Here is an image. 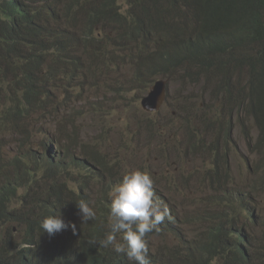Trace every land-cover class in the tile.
I'll use <instances>...</instances> for the list:
<instances>
[{
  "label": "clouds",
  "instance_id": "obj_1",
  "mask_svg": "<svg viewBox=\"0 0 264 264\" xmlns=\"http://www.w3.org/2000/svg\"><path fill=\"white\" fill-rule=\"evenodd\" d=\"M125 9L124 6L123 11ZM68 21L71 25L68 32L71 34L70 36L77 35L78 43L84 35L89 37L97 30L94 24L86 20L72 21L69 19ZM87 25L89 35L85 33ZM91 28H93L92 31ZM102 35H107V33L104 31L99 37ZM194 36L191 37L179 31L177 34L169 35L168 45L151 47L147 53L146 48L145 52H142V47H139L137 43H130L134 46L125 57H116L107 65H100L101 60L93 57L95 68L84 70V75L88 74L97 84L99 77H119L120 70L124 65L133 64L136 76L134 81L143 79L148 81V86H145L148 94L141 103L146 113L157 112L159 105L165 103L167 82L160 79V76L168 75L169 77L178 70L184 75H194L195 73L189 70L188 65H191L196 72H208V75L202 80L203 89L201 92L204 91L210 78H220L222 84L220 88L224 89L225 95L232 97L228 98L226 114L229 118H235L236 125L235 128L231 127L227 130L225 136L227 142L231 145L234 141V132L239 131L244 142L249 145L252 144L254 138L255 146L248 153L249 160L244 161L246 172H232L231 160L226 158L221 163L219 160L210 172H200L199 176H203L210 182V190L215 196H218V198H212L211 205L216 203L217 206L221 205L225 209L227 205V215L232 213L234 208H238L239 214L236 219L234 216L232 217V225L239 229L242 227V232L244 231L246 236L253 240L254 238L249 235V232L264 229V215L260 216V212L264 214V118L260 117L264 112V102L252 99L251 95L260 91L264 92V67L255 68L251 65L249 57L252 50L238 49L242 55L241 59H238V65L245 68L248 84L241 90H237L230 83H224L227 78L233 80L235 69L238 68L234 63L237 61V58L233 56L235 50L230 51V55L226 59H221L217 54L218 47L212 45L213 42L218 43L220 38L208 32V49L205 52H200L198 60H193V57L188 54L190 47H184V44L194 39ZM1 38L0 33V41ZM73 50L75 51L76 48L73 47ZM174 51H182L185 54L180 56L173 67L169 64L165 65L166 53ZM232 59L234 61L230 66L224 67L225 69L221 68L220 61L227 63ZM8 61L9 57L0 56V73L12 71L16 75V67L9 66L10 62ZM49 64H51L50 68L43 67V71L38 70L36 76L44 77V87L41 85L39 92L45 91L48 99L55 97L56 107L44 110L41 120H37L32 115L36 108L25 100L22 92H25L26 88L24 90L20 84L22 89L20 93L19 87L15 88L14 77L0 75V134L6 133L10 141L17 146L16 154L9 162H3L0 159V190L15 189V194L11 196L8 204L11 203L10 208L16 213L14 215L23 224L29 225L23 215L36 207L32 202L26 201L25 197L29 195L32 199L49 198L53 190L58 188L65 193L68 199L76 203L78 211L71 217L73 221L68 220L64 214L44 217L40 222L44 235L62 241L65 238V229L71 227L75 232V222H80L82 227L83 224L89 223V220L101 215L110 226V231L98 243L105 248L111 246L117 254H123L132 264H150L147 235L159 231L158 226L168 219L169 211L173 213L175 223L178 224L187 221V215L184 212H179L178 209L174 212L171 204L172 197L157 196L161 186L158 179L148 172L132 169L124 173L121 172L120 164L117 165V169L107 166L110 161L106 156L102 157L101 152L103 153V147H111L107 141L109 132L105 131L99 134V143L96 141L88 143L83 140L79 131L82 123H78L79 118L75 117L78 115L77 112L68 109L67 105L66 107L57 105L64 102L59 101V95L70 88H64L67 75H63L61 70L52 63L45 65ZM82 77L78 79L80 85L72 87L81 86ZM21 83H24L23 76ZM217 88L219 87L217 86ZM225 89H228V94ZM111 90L112 88L105 87L106 93H110ZM214 92L215 89L211 88L206 92V96L210 95V100H212ZM145 100L146 104L144 105ZM114 111L112 109L109 115H112ZM128 125L127 121L125 126L128 127ZM1 136L0 145H2ZM139 140L138 142H141L140 138ZM211 148L215 153L219 152L216 145L212 143ZM184 153L189 155L191 150L186 148ZM100 164H103V167ZM57 167L68 168V172L48 174L47 171ZM106 169H109L110 175L104 180L105 184L99 183L100 187L90 188L87 192L81 188V185L76 191H72L61 184L62 180L69 181L72 175L81 178L85 172H90L99 176L100 172L98 171ZM37 172H42L40 182L34 180ZM28 183L38 185L37 188L35 187L34 194L25 189ZM106 183L108 186H105ZM104 188L109 189L107 194L104 193ZM22 189H24V193L20 194ZM225 197L227 198L225 199ZM51 202L55 204L53 200ZM210 206L205 205V208L199 213L205 212ZM240 208L242 212L241 224L238 219ZM55 213L58 214L59 211H55ZM206 215L207 213L204 214V216ZM222 218L225 219L226 215L219 216V219ZM214 219L215 217L209 215L205 218L210 226L219 224L215 223ZM67 222L71 224H67ZM14 228L16 229L17 226L14 225ZM17 233L22 236V233L18 231ZM118 234L120 240L117 239ZM93 243H97V241H93ZM163 243H165L164 248L167 245L171 252L177 247L178 240L169 235L165 236ZM167 254V252H164V255L161 254L158 264H162V260L166 259ZM177 263L176 260H169V264Z\"/></svg>",
  "mask_w": 264,
  "mask_h": 264
},
{
  "label": "trees",
  "instance_id": "obj_2",
  "mask_svg": "<svg viewBox=\"0 0 264 264\" xmlns=\"http://www.w3.org/2000/svg\"><path fill=\"white\" fill-rule=\"evenodd\" d=\"M115 1L118 0H0V56L9 57V66L17 62V73L22 71L24 80L22 88H26L22 93L25 100L36 108L32 115L37 120L43 118L44 110L56 107L55 97L48 99L45 91L39 92L41 85L44 87V77L36 76L38 70L51 67V64L45 65L51 63L47 60L48 54L53 53L52 64L67 75L65 89L80 85L78 79L85 73L78 70L80 65L76 55L65 60L53 52V49L56 51L78 45L77 38L68 32L71 26L69 19L86 20L95 26L103 19L108 20L105 25L117 31L115 34L122 41L126 39L129 43H137L142 47V52L154 38L155 30L164 37L179 31L191 37L195 35L194 39L184 44V47H190L188 54L193 60H198L200 52L208 49V32H211L220 38L218 43L212 44L218 47L217 54L238 49L252 50L249 57L251 65L264 67V0H128L125 1L124 11V5L113 7ZM65 20L67 25L63 28ZM85 33L89 35L88 25ZM159 42L158 46L169 44V40ZM183 54L182 51L167 52L165 65L173 67ZM233 61H220L221 68L225 69ZM15 88L18 89V86L15 85ZM225 91L228 94V89ZM251 98L264 102V92H257ZM57 105L66 107L65 102ZM260 117L264 118V112ZM100 165L103 167V164ZM47 172L55 175L57 172H68V168L57 167ZM108 190L104 188V193L107 194ZM14 194L15 189L0 190V224L11 225L9 229L16 225L17 231L22 233L19 237L23 246L19 249L10 241H3L0 264H132L111 246L105 248L98 243L110 231V226L101 215L82 227L80 222H75V232L71 227L65 229L62 241L44 235L40 227L44 217L64 214L68 220H72L71 217L78 211L76 203L68 199L62 190L56 188L49 198L25 197L36 207L23 215L29 225L23 224L14 215L16 213L10 208L11 203L8 204ZM174 218L169 211L168 219L158 226L156 235H163L162 243L165 236L170 235L178 240L177 247L171 252L167 245L165 248L164 245L153 248L149 242L153 232L149 233L146 239L148 255L152 253L150 264H158L164 252L168 254L162 264H169L173 258H181L177 264H264V245L246 236L242 227H228L225 224L227 221L220 222L211 225L203 233L204 238L187 244L185 231L190 223L187 220L178 224ZM117 237L120 240L119 234ZM254 245H259L261 257ZM181 252L185 253L184 257H181Z\"/></svg>",
  "mask_w": 264,
  "mask_h": 264
},
{
  "label": "rangeland",
  "instance_id": "obj_3",
  "mask_svg": "<svg viewBox=\"0 0 264 264\" xmlns=\"http://www.w3.org/2000/svg\"><path fill=\"white\" fill-rule=\"evenodd\" d=\"M125 1L128 0L115 1L113 7L125 6ZM103 20L97 23V30L93 35L83 36L75 46L76 51L73 47L60 48L56 51L53 49L54 54L62 56L65 60L76 55L80 71L95 68L93 57L101 60L100 65H107L116 57H125L134 45L126 39L125 42L122 41L115 34L117 31L105 25L108 20ZM66 25L67 20L63 22L62 27L65 28ZM104 31L107 35L99 37ZM153 35L154 38L147 46L146 53L151 47H158L159 40L166 42L170 39L156 30ZM229 55L227 52L219 54V57L226 59ZM48 56L47 60L52 63L53 53ZM233 56L237 58L234 63L238 68L235 69L233 80L227 78L224 83H230L233 88L241 90L248 84V79L245 68L238 65V59L242 57L241 52L235 50ZM72 64L73 62L70 66ZM14 66L17 73V62ZM188 66L189 70L195 73L194 75H184L178 70L169 77L168 75L160 76V79L167 82V94L164 105H159L158 111L154 113H146L141 106L142 99L148 94L145 90L148 81L147 79L134 81L136 76L133 64L124 65L119 77H99L97 84L94 79L85 74L81 79V86L70 87L61 93L59 101H64L68 109L77 112L78 115L75 117L79 118L78 123H82L79 131L84 141L99 143V134L109 132L107 141L111 147H103V153L101 152L102 157L106 156L110 161L107 166L117 169V165L120 164L121 172L124 173L132 169H140L158 179L161 188L157 196L172 197L171 204L174 212L178 209L179 212L187 215L190 226L186 227L188 230L185 231V242L192 244V241L196 242L204 238L203 233L210 226L205 220L208 215L215 217V223L227 221L226 226L230 227L233 223L232 217L236 219L239 214L238 208H234L233 212L227 215L226 209L221 205L217 206L216 203L211 205L212 198H218V196L210 190V182L203 176H199V173L210 172L219 160L221 163L226 158L231 160L232 172H246L244 161L249 160L248 153L254 148L255 139L253 138L252 144L249 145L244 142L239 131H235L233 143L230 145L227 142L225 137L227 130L231 127L235 128L236 125L235 118H229L226 114L228 95H225L224 89L220 88L221 79L210 78L204 91L201 92L202 80L208 72H196L193 66ZM0 75L14 77L15 85L19 87L20 93L22 92L20 88L22 71L16 75L12 71H2ZM106 86L112 88L110 93L105 92ZM211 88L215 89L212 100L210 95L206 96V92ZM112 109L115 111L109 115ZM127 121L128 127L125 126ZM0 135H2L0 159L3 162H9L11 158H14L17 146L10 141L6 133ZM139 138L141 142H138ZM211 143L216 145L218 153L211 148ZM186 148L191 150L189 155L184 153ZM98 172H100L99 176L90 172H85L81 178L72 175L69 181L62 180L61 184L72 191H76L81 185V188L87 192L90 188L100 187L99 183H104L110 175L109 169ZM41 178L42 172H37L34 180L40 182ZM35 187L37 188L38 185L28 183L25 189L34 194ZM23 193L24 189L20 190V194ZM205 205L211 206L205 212L199 213ZM205 213H207L206 216H204ZM225 215V219H219V216ZM263 215L260 212V216ZM238 219L241 224V208ZM249 235L264 245V229L249 232ZM162 238V234L156 235L154 231L149 242L153 248L158 246L162 248L165 245L162 243ZM3 241H10L19 249L22 247L21 239L13 226L9 229V225L0 224V250H2ZM258 246L254 245V248L261 257ZM150 255L152 253L148 255L149 260ZM184 256L185 253L181 252V257ZM173 260L181 262V258H173Z\"/></svg>",
  "mask_w": 264,
  "mask_h": 264
},
{
  "label": "water",
  "instance_id": "obj_4",
  "mask_svg": "<svg viewBox=\"0 0 264 264\" xmlns=\"http://www.w3.org/2000/svg\"><path fill=\"white\" fill-rule=\"evenodd\" d=\"M146 104V100L144 101V105Z\"/></svg>",
  "mask_w": 264,
  "mask_h": 264
}]
</instances>
